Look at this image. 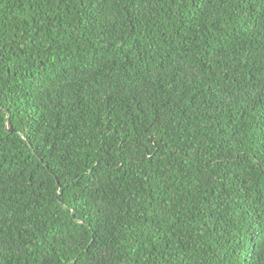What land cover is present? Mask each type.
<instances>
[{"label": "trees", "instance_id": "1", "mask_svg": "<svg viewBox=\"0 0 264 264\" xmlns=\"http://www.w3.org/2000/svg\"><path fill=\"white\" fill-rule=\"evenodd\" d=\"M0 264H264V0H0Z\"/></svg>", "mask_w": 264, "mask_h": 264}, {"label": "water", "instance_id": "2", "mask_svg": "<svg viewBox=\"0 0 264 264\" xmlns=\"http://www.w3.org/2000/svg\"><path fill=\"white\" fill-rule=\"evenodd\" d=\"M8 128H9V131H10V132H12V131H13V128H12V126H11V125H9V126H8Z\"/></svg>", "mask_w": 264, "mask_h": 264}]
</instances>
